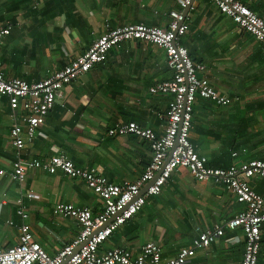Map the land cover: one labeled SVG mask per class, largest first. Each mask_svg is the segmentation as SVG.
Listing matches in <instances>:
<instances>
[{
	"label": "crops",
	"instance_id": "1",
	"mask_svg": "<svg viewBox=\"0 0 264 264\" xmlns=\"http://www.w3.org/2000/svg\"><path fill=\"white\" fill-rule=\"evenodd\" d=\"M240 1L264 18V0ZM179 11L178 0H0V28L11 26L0 46V69L6 78L39 82L85 53L107 24L112 28L138 23L166 28L172 13ZM185 17L189 29L184 41L191 58L205 65L199 76L231 100L220 105L197 98L192 143L213 167L264 160V44L211 2H196ZM172 76L162 48L144 42L123 43L104 63L63 88V97L27 144L26 157L46 159L64 153L79 166L96 167L111 182H136L152 160L149 143L132 134L110 136L108 131L135 121L163 134L171 96L151 94L150 88ZM10 112L8 100L0 98V171L4 172L0 174V248L18 243L23 219L17 214L16 200L32 190L39 198L26 199L29 216L25 221L53 256L80 232L75 220L54 213L55 204L87 207L96 215L104 203L83 180L61 171L34 170L24 184L15 181L10 174L15 161ZM250 184L264 195V178H253ZM243 208L225 187L211 180L198 181L181 168L160 195L149 197L111 235L101 251L122 247L138 254L147 242L158 241L168 258ZM244 246L241 228L227 231L208 248L198 250L187 264H241ZM259 264H264V240Z\"/></svg>",
	"mask_w": 264,
	"mask_h": 264
},
{
	"label": "built area",
	"instance_id": "2",
	"mask_svg": "<svg viewBox=\"0 0 264 264\" xmlns=\"http://www.w3.org/2000/svg\"><path fill=\"white\" fill-rule=\"evenodd\" d=\"M203 0H178L180 11L173 12L168 27L150 26L145 23L128 24L112 28L100 35L90 48L71 60L50 77L29 83L22 79L6 78L0 69V98H6L10 106V141L14 148L15 161L11 176L20 184L26 182L28 173L44 170L49 174L61 171L70 178H79L86 187L104 203L101 211L94 214L87 207L72 203H57L53 211L63 218L75 220L80 227L79 235L66 244L56 255H49L35 239L28 219L26 199H38L32 190L21 193L16 200L17 214L23 219L18 226V243L0 248V264H187L200 249L208 248L227 231L241 228L245 246L241 264H259V255L264 240V195L250 184L253 178H264V160L252 159L240 165L226 168L209 165L200 155L190 138L194 103L197 98L227 105L230 98L220 94L206 77L199 76L205 65L195 63L188 48L182 44L189 29L188 17L183 11ZM213 3L221 13L229 16L242 30L252 34L264 44V18L252 11L240 0H205ZM11 26L0 28V46L10 35ZM125 42H144L162 48L166 63L173 76L152 86L151 94L170 95L163 134L152 128L130 121L109 129L110 136L135 135L146 140L152 150V160L144 174L136 182H111L96 167L79 166L64 153L46 159L28 158L24 150L38 134L56 101L63 97V88L86 75L94 66L104 63L110 52ZM237 156V152L232 154ZM187 169L198 181L211 180L225 187L244 208L234 217L199 233L189 246H184L171 257L163 256L158 241H150L141 247L138 254L128 249L115 247L101 251V246L127 221L131 220L151 196L160 195L163 186L178 169ZM0 171V174H3ZM159 177L156 178L157 174ZM154 183L138 196L150 181ZM138 196V197H137ZM119 214V215H118ZM118 215V216H117ZM114 218V220H112ZM112 220V221H111ZM111 221V222H110ZM109 224L76 253V248L104 224Z\"/></svg>",
	"mask_w": 264,
	"mask_h": 264
},
{
	"label": "water",
	"instance_id": "3",
	"mask_svg": "<svg viewBox=\"0 0 264 264\" xmlns=\"http://www.w3.org/2000/svg\"><path fill=\"white\" fill-rule=\"evenodd\" d=\"M190 7L191 6H189V7H187L185 10H184V17L185 16H187V14L189 13V11H190ZM159 175H160V173H158L157 174V176H156V178L157 177H159ZM154 181H155V179L154 180H152V181H150V182H148L143 188H142V190L140 191V193H139V195L138 196H141V195H143L146 191H147V189L154 183ZM137 196V197H138ZM119 215V214H118ZM117 215V216H118ZM112 220H114V218L112 219ZM111 220V221H112ZM110 221V222H111ZM109 224V222L108 223H106V224H104L102 227H100L98 230H96V232L95 233H93L89 238H88V240H86V241H84L81 245H79L77 248H76V250H75V252H74V254H76L90 239H91V237L92 236H94L95 234H97L98 232H100L102 229H104L107 225Z\"/></svg>",
	"mask_w": 264,
	"mask_h": 264
},
{
	"label": "trees",
	"instance_id": "4",
	"mask_svg": "<svg viewBox=\"0 0 264 264\" xmlns=\"http://www.w3.org/2000/svg\"><path fill=\"white\" fill-rule=\"evenodd\" d=\"M41 9H43V7H42ZM250 9H251V8H250ZM39 14H41V13H39ZM182 44L185 45V46L188 48L186 41H184V38L182 39ZM188 49H189V48H188ZM189 55L191 56V51H190V49H189ZM193 61H194V60H193ZM98 65H99V64H98Z\"/></svg>",
	"mask_w": 264,
	"mask_h": 264
}]
</instances>
